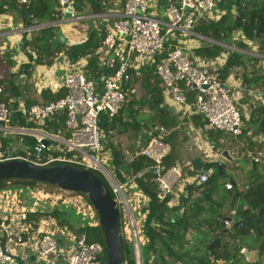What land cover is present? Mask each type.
Here are the masks:
<instances>
[{"label": "built area", "instance_id": "2783aa9c", "mask_svg": "<svg viewBox=\"0 0 264 264\" xmlns=\"http://www.w3.org/2000/svg\"><path fill=\"white\" fill-rule=\"evenodd\" d=\"M161 1L126 0L122 11L114 15L112 25L96 51L99 63H104L105 69L100 77V87L88 76V56L72 64L65 54L64 75L56 81L53 79L51 82L54 85L47 84L54 91L63 88L66 91L64 96L29 107L24 102L10 107L8 103L0 101V129L30 135L36 142L34 146L37 153L30 150L20 154L12 149L13 159L41 165L61 162L105 176L119 209L120 236L128 243L134 264H145L143 246L148 239L144 223L150 198L132 194L129 183L118 180L110 172V167L105 164L108 153L103 144V129L100 125L102 115L113 117L123 108L128 100V83L133 79V73L152 67L161 78L164 92L183 106V112L202 115L213 129L236 137L242 134L244 125L243 112L236 102L240 94V82L243 84V81L239 77L235 79L236 82L222 77L228 53L224 52L215 61H206L192 56L182 43L184 38L199 35L193 30L198 19H219L222 16V11L216 7V0H173L166 5ZM60 3L63 15L56 25L65 35L72 34L80 22L100 16V13H77L74 8L72 14L66 16L69 4L73 2L60 0ZM162 7L164 17L159 13ZM39 27L32 24L15 29L18 34L14 42L16 47L25 36ZM237 37L244 39L240 32L235 33L234 38ZM170 39L176 41L177 46L168 47ZM122 45L126 47L114 60L113 53ZM28 52L34 54L30 47ZM261 95L264 97V91ZM60 111L66 113L67 136L49 133L39 125L40 120L47 121ZM14 113H20L28 124L34 123L40 127H12ZM165 134L164 127H154L139 151L152 161L150 167L154 170L156 196L161 201L174 193V186L183 177L180 166L165 168L164 158L171 150L170 144L164 140ZM9 149L4 147L0 137V161L8 159ZM42 150L44 153L40 154ZM248 155L256 163H264L261 151L249 152ZM136 177L134 175L131 181ZM198 179L204 183L208 175L200 174ZM45 186L0 190V264H28L27 260L32 257L37 264H103L106 248L102 243L89 242L85 233H68L54 217L41 219L37 231L24 235L30 228L25 224L29 211L41 206L53 209L68 205L80 210L85 204L82 195L74 191L62 188L49 190ZM225 186L227 189L234 188L231 181H227ZM22 253L26 261L22 259ZM125 262L127 264V260Z\"/></svg>", "mask_w": 264, "mask_h": 264}, {"label": "trees", "instance_id": "16d2710c", "mask_svg": "<svg viewBox=\"0 0 264 264\" xmlns=\"http://www.w3.org/2000/svg\"><path fill=\"white\" fill-rule=\"evenodd\" d=\"M70 1L73 2L77 13H85L87 9H90V13H103L106 9L104 0ZM172 1L162 0L161 3L166 5ZM216 7L222 11V16L219 19L204 17L198 19L193 29L197 34L217 42H229L234 38L235 33L240 32L247 42L236 41L239 45L246 47L248 41L260 40L264 49V0H216ZM10 10L16 11L23 19L25 17L22 15V11H25L33 18V25L35 26H39L45 22H58L63 15V7L60 0H27L24 3L21 0H0V14ZM260 23L261 26L258 29L257 27ZM59 28L58 25L39 27L30 33V38L27 37L28 35L23 38L21 50L28 55L29 62L23 65L22 71L30 74L34 66H51L58 58L60 52H64L72 64H76L81 58L88 56V76L94 79L97 82V86L100 87V77L105 69H101L96 51L102 45L108 32L107 25L100 24L89 27L87 38L80 43L73 45L59 43L54 46L53 42L57 37ZM167 46L173 47L177 46V44L174 40L170 39L167 42ZM29 47L34 54L28 52ZM223 52H225L223 46L214 42H206L194 49V53L206 61L216 59ZM116 64L117 62L114 63V65ZM235 67L243 68L242 75L240 74V76L247 88H262L264 86V75L253 74L252 71L247 70L245 61L241 54L237 52L228 54L222 68L223 79H227ZM109 69L111 70L112 68ZM141 70L143 73L141 77H137V74L133 73V79L128 83L130 90L127 92V97L131 89H135V84L139 80H142L141 87L143 94L141 99H139V104L140 106H146L151 111H156L151 119L150 126L147 127H152V129L160 126L165 129L176 127L178 124L176 117L164 105V88L161 86V78L150 66ZM8 87L9 84L0 81V88L2 89L0 101L8 103L10 107H16L21 99L29 107L33 104H43L56 100L66 93L63 88L57 91L47 88L42 89L39 99L24 98L20 92V87L16 84H12L11 89ZM10 98L14 101H10ZM146 99H149V102H146ZM133 101L137 100L134 99ZM122 109L113 117H108L106 114L102 115L100 125L105 133H110L111 126L117 124ZM243 122L250 123L251 127H253L252 125L256 126L253 130V135L264 134V104L252 105L249 117L246 118L243 113ZM37 125L34 123L28 124L20 113H14L11 122L12 127H40ZM42 127L49 133L67 136L66 113L64 111L58 112L53 118L48 119ZM208 132L215 148L226 146V143L222 142L225 136L223 131L209 129ZM242 134L236 137H240ZM7 138H2L4 147L16 149L17 153L23 154L16 147L13 148L12 143H9L10 141ZM18 138L21 143L28 141L33 145L36 144L35 139L30 135L18 134ZM253 143V140L250 139L247 146L253 145ZM25 148L30 151L29 148ZM109 148L111 149L110 154L112 156V171L120 181L125 180V174L123 173L138 175L152 164L151 159L139 153L133 157V160L127 161L117 146L114 144L105 146L106 151ZM53 153L57 154L56 151H53ZM170 153L171 150L164 158L166 169L171 166L168 163ZM244 159L250 162L248 153L244 155ZM60 163L54 162L50 165ZM221 170H224V165L221 166ZM94 172L106 183V180L99 172ZM248 172L250 178L246 187L234 193V199H241L237 212L240 213L242 222L240 226L232 223L230 229L221 226V220L226 215L222 201L216 197H212L208 201L193 202L192 200L193 192L195 191H198L201 195L205 193L216 194V190L224 183L221 180L222 175L220 170L209 174L206 182L200 183L197 186L194 185L181 207L180 205L170 207L167 202L159 200L156 195L151 197L144 223L145 236L148 239L146 246L151 256L147 260L144 255L145 264H260L259 261H252L241 250L244 248L246 251H256L258 256H264V163H257L256 169L250 168ZM232 180L235 184V180ZM106 184L110 189L108 182ZM144 184L143 178H141L140 185ZM40 185H46L45 187L49 190H60L57 184L41 180L25 178L0 179V190L20 187L34 188ZM225 190L227 193H233L230 189L225 188ZM74 193L85 195L87 201L91 203L87 194L79 191H74ZM235 206L236 202L233 200L230 203V209H234ZM96 216L98 218L97 212ZM51 217H54L58 225L65 228L68 233H85L89 242H100L105 246L104 230L99 223L96 225L74 227L70 222V212L66 207L29 211L25 224L30 228L24 235L27 236L29 232L37 231L41 219ZM229 231L234 244L226 239ZM122 248L127 264H134V259L128 258L131 249L124 239H122ZM103 264H107L106 253ZM261 264L263 263L261 262Z\"/></svg>", "mask_w": 264, "mask_h": 264}, {"label": "crops", "instance_id": "0c3cea01", "mask_svg": "<svg viewBox=\"0 0 264 264\" xmlns=\"http://www.w3.org/2000/svg\"><path fill=\"white\" fill-rule=\"evenodd\" d=\"M126 2V1H125ZM124 6V5H123ZM123 9V8H122ZM121 10H118L116 8L107 7L103 13H100L98 17L96 18H88L84 22H80L79 28H75L74 32L70 35H67V37L73 41H84L87 38L88 28L84 27L85 23L87 22H98L105 23L107 25V28L109 29L112 25L113 19L109 18V16H114L118 12H121ZM163 9L161 8L159 11L160 16L164 17L163 15ZM90 9H87L85 13H90ZM98 14V13H96ZM27 19H23L20 15L16 13L14 10L6 11L2 14H0V53L5 54L6 52L9 53V58L6 59V64L0 62V79H3L4 82L9 84V87L11 89L12 84H16L18 87H20V92L23 94L24 98H35L39 99L42 89H54L51 86H47V84L51 83L54 85L51 81L55 79V81L58 78H61L65 71H66V61H65V53L60 52L58 58L55 60V62L51 66L47 65H37L34 66L33 70L28 74L27 72L22 71L23 65L28 63L27 61L28 55L25 54L21 50V46L16 47L14 42L16 39H18V34L15 29L20 28L23 25H26ZM51 23V22H47ZM98 26V25H97ZM176 42V41H175ZM206 42H213L209 38L203 37L201 35H192L187 38H184L182 40L183 46L188 49L192 56L195 58H201L197 56L194 53V49L202 46ZM124 45L119 46L118 50L113 53L114 57L119 55V53L123 50ZM224 53V52H223ZM222 53V54H223ZM221 54V55H222ZM229 54V53H228ZM220 55V56H221ZM219 56V57H220ZM218 58V57H217ZM216 58V59H217ZM216 59L210 60L215 61ZM10 61V63H9ZM54 67L55 69H53ZM146 69V67L144 68ZM256 72L253 71V74ZM137 77H141L143 75L142 70H140L138 73H136ZM240 79H242L239 76ZM228 80L234 81L233 75L230 73L228 76ZM141 81L139 80L138 83ZM243 81V79H242ZM136 83L135 85H137ZM238 84V83H237ZM162 86V83H161ZM245 91L247 93V96L249 97V100H251V103L248 101L243 105L245 110H242V112L245 114L246 112L251 114V107L255 105L253 103V100H261L260 104H264V97L261 95L262 90L260 88H247ZM34 88V89H33ZM33 89V91L31 90ZM54 91V90H53ZM135 92V89H131L128 100L124 103L123 109L121 111V116L117 120L116 125L111 126L110 133H105L103 131V144L104 147L109 144H114L117 146V148L121 151V153L124 155L125 159L127 161L133 160V157L136 156L137 153H139L140 149L145 144L147 134L151 131L152 127L151 119L155 115L156 111H151L146 106H140L139 104V98L136 97L135 100L132 101V103H129L131 100V95ZM143 94V93H142ZM12 95V93H11ZM191 98V97H189ZM134 100V99H132ZM164 105L166 108H168L172 114L176 117L177 120V126L172 129H166V134L164 135V138L166 139V142L170 144L171 146V153L168 156V163L173 165H178L183 170V177L181 180L177 182V184L174 186V193L169 196L168 198V205L170 207H176L185 202V200L189 196V191L193 188V186L199 185L201 182L199 181L198 177L201 174V171H198L195 165V160L199 159L203 163L202 169H206L210 166V163L212 161L219 162L221 165H224V170H222L221 180L224 182L222 184V189L225 193L226 186L225 183L227 181L233 182V178L230 177L235 175L237 179H241V171L239 168V162L244 161L247 162L244 159V155L246 153H254L261 151L264 154V134H252L253 130L256 128V126L252 125L251 127L250 123H245L243 125V134L240 137H234L233 135L227 134L224 132V140H222L223 143H227L228 138L236 143L231 149V152L233 156L236 158L235 162L232 163L229 160H226L220 156L219 153L215 150L213 141L211 137L209 136V129L211 128L204 117L200 114H185L183 112V106L173 101V99L168 96L164 92ZM10 101H14L12 98H10ZM20 102H24V100H19ZM146 102H149V99H146ZM259 104V105H260ZM257 106V105H255ZM173 108V111L170 108ZM40 125V124H39ZM42 127V125H40ZM1 130V129H0ZM147 133V134H146ZM146 134V135H145ZM145 136V137H144ZM164 139V140H165ZM250 139L253 140V145H249L248 141ZM23 145V144H22ZM174 146V148H172ZM256 149H259V151H256ZM237 150L235 153L233 151ZM111 149L107 150L108 158L111 159L110 162V169H112V156L110 154ZM241 153V155H239ZM140 154V153H139ZM250 159V157H249ZM251 164L250 162H247ZM252 168L250 165L249 168H247V172L249 169ZM218 168L216 165L212 166L208 172H205L207 175L213 173L214 171H217ZM249 173V172H248ZM125 174V180L122 182H127L129 189L131 190L132 194L137 195V197H143V195H147V197L150 198L151 201V195L148 193L143 187H148L149 191L154 192L156 195V183L154 182V174L152 173L151 167L145 168L144 171L140 172L141 178H143V182L146 184L140 185V179L137 181V178L139 177V174L136 175L137 177L134 179V181H131L132 177L134 175H130L128 173ZM234 184V183H233ZM247 184V183H246ZM246 184H244L240 190H242L244 187H246ZM220 187L216 190V194H212V197H216L219 195ZM227 189V188H226ZM231 191H240L237 189V182L234 184V188L230 189ZM230 195V193H228ZM201 195L198 191L193 192L192 198ZM231 199V198H230ZM193 200V199H192ZM234 199L232 198L230 200V203ZM238 201L241 203V199L237 198ZM150 201L147 203L146 209L150 204ZM88 206L85 200L84 206L81 207L79 210L78 207L74 205H68V210L71 214H79L83 213L84 209ZM238 207L235 206L234 209H230L228 212L224 213L227 215L228 213H231L233 211L237 212ZM179 213V212H177ZM73 217V216H72ZM231 223V222H229ZM232 224V223H231ZM229 226V225H228ZM231 226V225H230ZM53 227V226H52ZM24 254L22 253V259L25 260ZM26 261V260H25ZM28 264H37V261L34 260L32 257L31 259L27 260Z\"/></svg>", "mask_w": 264, "mask_h": 264}, {"label": "water", "instance_id": "95a60500", "mask_svg": "<svg viewBox=\"0 0 264 264\" xmlns=\"http://www.w3.org/2000/svg\"><path fill=\"white\" fill-rule=\"evenodd\" d=\"M74 4L70 3L69 8L66 12V16L72 14ZM22 15L27 19L26 25L33 24V18L30 17L25 11H22ZM56 22L51 23H42L40 27H45L48 25H56ZM261 23L258 25L260 28ZM30 38V36H27ZM212 40V39H210ZM264 40V39H263ZM216 42L222 44L221 42ZM82 41H73L69 39L63 32L61 28L57 31V37L55 38L53 45L56 46L59 43L66 45H73L80 43ZM22 43H19L21 46ZM126 47L124 45L123 49ZM121 54V52L119 53ZM119 55L114 57V60L118 58ZM101 69H104V63H100ZM173 111V108H170ZM46 121L40 120L39 124L43 125ZM0 123H2L0 121ZM25 147L32 150L34 153H37V149L30 142L22 143ZM217 153L226 160L235 162V157L233 156L231 150L224 149L223 147L216 148ZM43 154L42 150L39 152ZM13 150L9 149L7 151V160L0 161V179L4 178H25V179H35L46 181L52 184H57L60 188L69 191H79L81 193L87 194L89 200L91 201L94 209L97 211L99 225L104 230L105 236V248H106V258L108 264H126L125 257L123 254L122 248V238L120 236V213L117 207L116 201L108 187V185L93 171L87 168H82L79 166L71 164H55V165H41L36 164L31 161L13 159ZM195 165L198 171H201V174L208 172L210 168L214 165L217 166L218 170H221V163L212 161L210 166L206 169H202L203 163L201 160L196 159ZM251 166L255 170L257 163L252 159ZM154 174V170H152ZM141 174L137 178L139 181ZM152 197L155 196L154 192L149 191L148 187H143ZM211 193H205L204 195H199L193 198V202L202 201V200H211ZM168 199H164L163 202H167ZM226 222H232L236 226H240L242 220L240 219V213H228L221 220V226L225 227ZM248 258H251L252 251H244Z\"/></svg>", "mask_w": 264, "mask_h": 264}, {"label": "rangeland", "instance_id": "374dc122", "mask_svg": "<svg viewBox=\"0 0 264 264\" xmlns=\"http://www.w3.org/2000/svg\"><path fill=\"white\" fill-rule=\"evenodd\" d=\"M125 1L126 0H104L106 8L111 7V8H116L118 10H121L123 8ZM113 17L114 16H109L108 19L109 18L113 19ZM98 22H100V21H98ZM98 22H95V23L94 22H87V23H85L84 27L89 28L91 26L94 27V26H97L100 24H105V23L99 24ZM45 23H47V22H45ZM76 28L78 29L79 25H76ZM236 41H246L247 42V40L245 38L242 39L240 37H237V38H232L229 42H221L222 44H220V45L223 46V48L225 49V52H227V53L237 52V53L241 54L243 60L245 61L247 70L252 71V72L254 71L258 75H264V49H263V46L261 45L260 40L248 41V45L246 47L239 45ZM6 56L9 58L8 52H6L5 54L0 53V62L2 64L3 63L6 64V62H7L6 59H8ZM4 61H6V62H4ZM9 63H10V61H9ZM242 72H243V68H241V67L236 68L235 67L232 69V71L230 73L233 75L234 80H235V79H238L240 74L242 75ZM0 81H3V79H0ZM240 85H241V87H239L240 88L239 89L240 94H238V96L236 98V102H237V105L239 106V108L241 110H245L243 105L247 101L249 103H251V100H249L247 93L245 91H243L244 89H246L244 82H243V84H242V82H240ZM259 88L262 91L264 90V86L262 88L261 87H259ZM33 89H31V90L33 91ZM130 95H131V100L129 103H132V101H133L132 99H135L136 97L141 99L142 87L140 86V83L135 85V92L133 94H130ZM260 101L261 100H258V101L253 100V103L255 105H259ZM251 105H253V104H251ZM246 112H248V111H245L244 116L247 118L250 116V114L249 113L246 114ZM0 137L1 138L8 137L7 139L10 141L9 143H12L13 148L16 147L18 149V151L22 152L23 154H26L28 152V150L25 147H23L22 143L19 141L17 133H9V132H6L4 130H0ZM225 145L226 146H223V148L230 150V148H232L234 145H236V143L232 142L228 138V141ZM231 150H233V149H231ZM236 151L237 150L233 151V153H235ZM256 151H259V149H256ZM235 154H237V153H235ZM239 155H241V153H239ZM110 162H111V159L108 158L107 161L105 162L107 167L110 166ZM250 165H251L250 163H247L244 161L239 162V168L238 169L241 171V175H242L241 179H237V177L235 175L234 176L232 175L230 177L231 179L233 178L235 180V182H237V189H239V190L244 184L248 183V181H249L250 177H249V173L247 172V168H249ZM112 170H113V168L110 169V172L115 176V174ZM99 174L102 175L103 178L106 180V178L103 174H101V173H99ZM106 183H107V180H106ZM221 187H220V192H219V195L217 196V198H218V200H220L224 203V211L228 212L229 208H230V200L232 198L234 199L235 191H233V193L229 195L228 193H225ZM82 198H83V200L84 199L86 200V203L88 204V206L84 209V211H83L84 214H82V213L75 214L74 213V215H73L70 213L71 224H73L74 227H82V226H86V225L98 224L99 220L96 216L97 211L94 209L93 205L87 201L85 195H82ZM234 200L236 202V206L239 207L240 201H238L237 199H234ZM56 208L60 209V206H58ZM39 209L40 210H47V209L51 210V208H49L47 206L46 207L41 206ZM230 225H232V224L231 223L225 224V228L230 229V227H231ZM226 239H228L231 242L233 241L230 231L227 234ZM232 244H234V242H232ZM143 250H144L145 258L147 260H149L151 253H149L146 244H144ZM257 254L258 253H256V251H252V255H251L252 261L256 260V261H259L260 264H261V262L264 264V256H258ZM128 258L129 259L133 258L131 252L129 253ZM241 264H243V263H241Z\"/></svg>", "mask_w": 264, "mask_h": 264}, {"label": "clouds", "instance_id": "9594fccd", "mask_svg": "<svg viewBox=\"0 0 264 264\" xmlns=\"http://www.w3.org/2000/svg\"><path fill=\"white\" fill-rule=\"evenodd\" d=\"M214 43H216V42H214ZM252 161V160H251ZM235 213H237V212H235ZM232 223V222H231ZM227 224V223H226Z\"/></svg>", "mask_w": 264, "mask_h": 264}, {"label": "flooded vegetation", "instance_id": "af4514ba", "mask_svg": "<svg viewBox=\"0 0 264 264\" xmlns=\"http://www.w3.org/2000/svg\"><path fill=\"white\" fill-rule=\"evenodd\" d=\"M264 91V90H263Z\"/></svg>", "mask_w": 264, "mask_h": 264}]
</instances>
